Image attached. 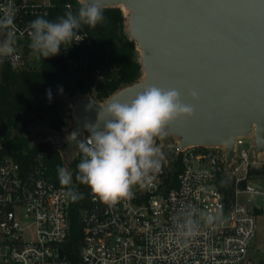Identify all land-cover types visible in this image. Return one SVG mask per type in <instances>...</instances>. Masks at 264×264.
Masks as SVG:
<instances>
[{
	"label": "built area",
	"instance_id": "obj_1",
	"mask_svg": "<svg viewBox=\"0 0 264 264\" xmlns=\"http://www.w3.org/2000/svg\"><path fill=\"white\" fill-rule=\"evenodd\" d=\"M51 7V0H0V17L8 11L15 15L16 51L5 58L13 68L26 61L28 23L38 16L48 19ZM78 35L80 41L64 46L72 50L93 46L83 28ZM163 138L155 139L159 171L151 183L134 186L130 199L109 207L89 189L87 205L80 210L82 238L75 250L67 249L70 190L55 183L44 153L35 157L28 170L13 158L0 160V264H249L257 216L253 202L241 203L238 196L258 191L251 183L239 187L248 181L254 164L246 137L236 141L229 167L224 146H187L169 151L175 154L169 158L165 146L179 145V140L173 137L164 144ZM224 173L235 181L233 198L217 185ZM189 214L197 225L192 234L181 227Z\"/></svg>",
	"mask_w": 264,
	"mask_h": 264
},
{
	"label": "water",
	"instance_id": "obj_2",
	"mask_svg": "<svg viewBox=\"0 0 264 264\" xmlns=\"http://www.w3.org/2000/svg\"><path fill=\"white\" fill-rule=\"evenodd\" d=\"M102 4L128 11V30L141 52L144 78L104 102L95 97L74 100L69 136L77 132V139L83 140L85 124H95L99 114L105 119L102 109L108 103L130 102L146 87L156 86L177 89L182 102L195 109L193 116L165 127L162 136L179 140V145H166L165 153L187 146H224L229 167L238 138L252 135L255 156L264 153V0H102ZM193 90L198 93L195 99ZM68 137L45 140L58 145L66 161L68 151L76 149Z\"/></svg>",
	"mask_w": 264,
	"mask_h": 264
},
{
	"label": "trees",
	"instance_id": "obj_3",
	"mask_svg": "<svg viewBox=\"0 0 264 264\" xmlns=\"http://www.w3.org/2000/svg\"><path fill=\"white\" fill-rule=\"evenodd\" d=\"M51 3L48 20L52 21L69 9L67 5L75 12L84 4L78 0ZM104 16L106 20L95 28L82 27L93 39L91 48L72 50L62 45L58 55L37 59L28 47L25 64L18 68H13L7 59L0 60V160L13 158L28 170L43 152L55 183L77 195L83 194L81 199H72L69 250L77 249L81 241L80 210L87 205L90 188L75 179L81 154L66 165L62 149L45 140L51 132L68 128L67 104L80 97H95L104 102L144 78L141 52L128 30L129 15L124 14L122 7H108L104 8ZM57 166L72 175L70 185L60 184ZM180 170L173 173L174 185ZM257 174L260 172L251 169L249 177ZM246 183L241 182L240 188H245ZM217 185L228 197H234L235 181L228 173L219 176Z\"/></svg>",
	"mask_w": 264,
	"mask_h": 264
},
{
	"label": "clouds",
	"instance_id": "obj_4",
	"mask_svg": "<svg viewBox=\"0 0 264 264\" xmlns=\"http://www.w3.org/2000/svg\"><path fill=\"white\" fill-rule=\"evenodd\" d=\"M13 12L0 17V60L12 56L16 51ZM106 20L102 0H85L75 12L70 8L56 20L38 16L27 25L30 42L28 47L37 59L58 55L61 46L79 40V31L83 26L95 28ZM80 41V40H79ZM193 99L198 93L193 90ZM51 99V91H48ZM95 124H85L88 133L78 140L77 132L68 139L76 142L81 154L75 179L90 188L91 192L105 205L115 206L122 200L130 199L132 188L151 183L153 174L160 169L159 148L155 139L163 135V130L172 121L181 117H191L195 109L181 100L180 92L175 88L163 89L156 86L146 87L130 102H110L102 109ZM61 185L72 183V175L61 166H57ZM73 200L83 198V194L67 193ZM209 223L212 217L208 216ZM196 223L187 216L182 228L192 234Z\"/></svg>",
	"mask_w": 264,
	"mask_h": 264
},
{
	"label": "rangeland",
	"instance_id": "obj_5",
	"mask_svg": "<svg viewBox=\"0 0 264 264\" xmlns=\"http://www.w3.org/2000/svg\"><path fill=\"white\" fill-rule=\"evenodd\" d=\"M78 1L80 3H83L81 0H78ZM122 11L124 12L126 16L129 15L128 11L124 7H122ZM72 107H73L72 103L67 104L66 106V109H67L66 115L68 117V123H69L68 128L64 129L61 132H51L48 138L54 139V141L59 142L62 139L69 136L70 128L72 125L71 123ZM163 139H164V144L165 143L167 144L168 142H171L172 140H174L173 137L163 138ZM245 140L247 141L246 148L249 149L250 157L254 162L250 170L254 169L260 172V174H257L253 177H249L246 183V185L251 183L254 189L258 192L254 194L241 193L238 196V200L241 203H246L248 201L253 202V210L255 211L256 216H257V231L250 245L249 253L247 256V261H249V264H264V172H263L264 171V153H261L259 156H255L256 148H255L254 137H246ZM238 152H239V149L237 153ZM78 154H79V151L77 149H70L68 151L70 160L66 161V163L69 165V163L73 161V159L78 157ZM168 156L169 158H174L175 154L172 152H169ZM240 189H244V188H240Z\"/></svg>",
	"mask_w": 264,
	"mask_h": 264
}]
</instances>
